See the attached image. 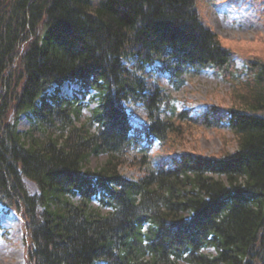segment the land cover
<instances>
[{
  "label": "trees",
  "instance_id": "obj_1",
  "mask_svg": "<svg viewBox=\"0 0 264 264\" xmlns=\"http://www.w3.org/2000/svg\"><path fill=\"white\" fill-rule=\"evenodd\" d=\"M196 1L0 0V204L22 212L30 264H264V60L232 79L234 52ZM156 62L173 82L205 67L229 78L233 105L176 116L228 129L236 147L165 149L130 179L119 168L132 146L165 147L180 129L162 116ZM67 81L94 91L83 121L78 96L60 94ZM126 102L142 106L144 123ZM22 114L35 120L25 131Z\"/></svg>",
  "mask_w": 264,
  "mask_h": 264
},
{
  "label": "rangeland",
  "instance_id": "obj_2",
  "mask_svg": "<svg viewBox=\"0 0 264 264\" xmlns=\"http://www.w3.org/2000/svg\"><path fill=\"white\" fill-rule=\"evenodd\" d=\"M197 8L212 30L217 34L220 43L234 52V72L232 79L243 81L247 75V59L264 60V0H197ZM156 62L153 75L160 78L161 87L169 95L168 105H163L162 116L178 124L177 131L171 133L165 147L157 139L143 140L132 146L125 155L120 172L130 179L141 176L143 169L154 166L159 156L166 150L192 151L203 154H219L231 151L236 147L235 137L228 129H212L196 126L177 119V113L188 111L192 115L207 105L229 106L234 104L229 78L212 67L199 70L190 69L188 74L173 82L168 72L160 70ZM52 85L50 88H55ZM78 82H64L60 85L62 96H78L83 107L80 121H83L95 102L92 99L93 89L84 95L78 92ZM126 111L134 125L145 122L146 114L141 105L126 102ZM35 120L30 114H22L17 123L21 131L32 128ZM78 123V122H77ZM144 156V157H143ZM143 157V161L141 158ZM106 159L105 154L92 155L88 166L96 168ZM151 164V165H148ZM30 192L35 191L34 184L26 180ZM91 205L106 212L107 206L100 205L98 197L91 199ZM25 220L22 212L9 209L0 204V264H30L28 260L29 241L26 237ZM207 253H214L212 248H204ZM178 264H189L179 260Z\"/></svg>",
  "mask_w": 264,
  "mask_h": 264
}]
</instances>
